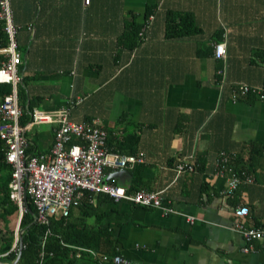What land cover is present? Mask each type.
<instances>
[{
  "label": "crops",
  "instance_id": "crops-1",
  "mask_svg": "<svg viewBox=\"0 0 264 264\" xmlns=\"http://www.w3.org/2000/svg\"><path fill=\"white\" fill-rule=\"evenodd\" d=\"M9 2L22 57V110L66 107L72 122L98 119L109 151L137 133L132 153L144 162L118 169L121 176L106 170L108 182L128 190L137 178L176 212L88 193L86 222L110 226L120 255L133 264H264V236L244 253L250 244L233 229L240 206L249 209L247 226L264 227V101L231 97L239 84L264 85V0ZM147 6L154 13L141 43L123 48L118 37L129 13L142 24ZM170 10L191 13L202 31L166 38ZM221 41L226 54L217 59ZM21 125L28 149L50 150L54 124ZM221 153L240 178L231 195L224 193L230 172L217 166ZM179 164L193 170L177 174ZM71 211L80 217V208Z\"/></svg>",
  "mask_w": 264,
  "mask_h": 264
},
{
  "label": "built area",
  "instance_id": "built-area-1",
  "mask_svg": "<svg viewBox=\"0 0 264 264\" xmlns=\"http://www.w3.org/2000/svg\"><path fill=\"white\" fill-rule=\"evenodd\" d=\"M88 3L89 0H86ZM0 22L8 37L6 48L0 49L5 61L0 66V83L11 85V93L4 96L0 104V138L6 145V162L12 167L9 183V197L18 206L19 219L25 212L27 197L31 200L35 211V220L41 225H48L53 218L67 217L72 209L80 206L86 194H104L116 202L127 201L143 207L159 209L164 214L176 213L166 204L161 192L139 190L129 192L125 187L116 186L106 181V170L131 168L142 164L144 158L139 154L109 151L106 148V132L100 120L93 119L83 123H75L69 119V110L61 107L53 112L33 109L30 118L37 124H54V138L50 150L46 153L28 154L29 142L24 135L20 118L23 110L19 104L17 87L23 76L20 72L22 57L17 48V28L12 21L9 0H0ZM226 44L224 41L214 44V57L224 58ZM220 74V73H219ZM254 95L264 101V85L250 87L239 84L232 90V99ZM78 98L75 103H79ZM71 102L70 104H72ZM229 157L221 153L217 160L219 170L227 169L230 176L227 180L225 194L231 195L240 183L239 176L228 167ZM192 171L189 164L176 166L177 174ZM247 182L252 178L247 176ZM249 214L247 206L235 209L236 221L233 229L241 234L249 244L264 236V227L255 228L245 224ZM193 223L195 218L187 216ZM18 229H16L17 238ZM16 244V243H15ZM251 244L243 249L248 253ZM101 264H133L120 254L109 258L98 256L89 251Z\"/></svg>",
  "mask_w": 264,
  "mask_h": 264
},
{
  "label": "trees",
  "instance_id": "trees-1",
  "mask_svg": "<svg viewBox=\"0 0 264 264\" xmlns=\"http://www.w3.org/2000/svg\"><path fill=\"white\" fill-rule=\"evenodd\" d=\"M154 13V6H147L145 22L138 23L137 16L129 13L125 22L124 30L118 37V43L125 49L134 50L142 41V30L149 17ZM201 28L196 24L194 17L189 12L168 11L165 16V37L174 39L199 34ZM218 43V42H216ZM8 37L4 30V23L0 22V49L6 48ZM5 56L0 54V66L5 61ZM23 82V79H22ZM21 82V84H22ZM21 84L17 87L19 104L22 99ZM11 93V85L0 83V104L4 96ZM21 106V105H20ZM33 109L28 107L23 111L20 123L31 120L30 112ZM24 116L26 120L24 121ZM137 133L128 135L117 143L116 150H134L138 143ZM6 145L0 138V261L6 264L13 263L19 254V242L22 243L20 257L16 264H101L89 251L95 252L98 256H113L120 254L118 250L119 238L114 235L110 226H100L98 221L89 225L86 222L88 209L90 208V195L87 194L78 208L80 217H74L72 211L67 217L53 218L48 225H41L35 220V208L27 197L25 212H23L15 244V231L10 229V218L17 214L18 206L9 197V183L11 181L12 167L6 162ZM28 154H35L27 150ZM263 153L255 149V154ZM232 169V168H231ZM233 170V169H232ZM134 180V184L128 189L129 192H137L144 187ZM138 180V179H137ZM148 191V190H147ZM106 196V195H105ZM108 197V196H106ZM145 208V207H142ZM19 220V216H18ZM110 264V263H104Z\"/></svg>",
  "mask_w": 264,
  "mask_h": 264
},
{
  "label": "water",
  "instance_id": "water-1",
  "mask_svg": "<svg viewBox=\"0 0 264 264\" xmlns=\"http://www.w3.org/2000/svg\"><path fill=\"white\" fill-rule=\"evenodd\" d=\"M123 173H124L123 170H118V171H115L114 175H116V176H121ZM108 180H109V178H108V176H107V177H106V181L108 182ZM20 219H21V218H20ZM20 219H19V221H18V225H17V227H19ZM17 241H18V238L15 237V242H17ZM21 248H22V243L19 242V251H20V252H21ZM20 252H19V254H18L16 260H15L13 263H11V264H16V263H17V261H18V259H19V257H20ZM0 264H6V263H3V262L0 261Z\"/></svg>",
  "mask_w": 264,
  "mask_h": 264
},
{
  "label": "rangeland",
  "instance_id": "rangeland-1",
  "mask_svg": "<svg viewBox=\"0 0 264 264\" xmlns=\"http://www.w3.org/2000/svg\"><path fill=\"white\" fill-rule=\"evenodd\" d=\"M17 225H18V216H17V214H15L10 218V225H9L10 229H12L16 232Z\"/></svg>",
  "mask_w": 264,
  "mask_h": 264
},
{
  "label": "bare ground",
  "instance_id": "bare-ground-1",
  "mask_svg": "<svg viewBox=\"0 0 264 264\" xmlns=\"http://www.w3.org/2000/svg\"><path fill=\"white\" fill-rule=\"evenodd\" d=\"M21 218V217H20ZM19 221V220H18ZM17 229H18V227H17ZM16 233V232H15ZM15 237H16V235H15ZM16 243V242H15Z\"/></svg>",
  "mask_w": 264,
  "mask_h": 264
}]
</instances>
